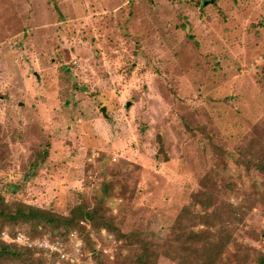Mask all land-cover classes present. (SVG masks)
<instances>
[{
    "label": "rangeland",
    "instance_id": "rangeland-1",
    "mask_svg": "<svg viewBox=\"0 0 264 264\" xmlns=\"http://www.w3.org/2000/svg\"><path fill=\"white\" fill-rule=\"evenodd\" d=\"M200 1L0 0V197L99 206L83 260L264 255V0Z\"/></svg>",
    "mask_w": 264,
    "mask_h": 264
},
{
    "label": "trees",
    "instance_id": "trees-1",
    "mask_svg": "<svg viewBox=\"0 0 264 264\" xmlns=\"http://www.w3.org/2000/svg\"><path fill=\"white\" fill-rule=\"evenodd\" d=\"M197 3H199L201 7H204L206 4H208L207 1L202 2L200 0H197ZM183 27L186 29L185 24H183ZM258 169L262 168L258 167ZM0 216L12 222L13 224L22 221L35 223L37 225H45V227L49 228V230H46V232L52 236L57 233L61 236H66L69 231L78 227L79 223L86 219H90L94 223L99 221L101 226L109 225L107 216L102 212L99 206L90 208L88 205L81 204L73 208L70 216H64L24 203H19L15 209H12L1 197ZM24 230L32 235L44 234L41 232L27 231L26 229ZM6 254L13 257L31 256L37 264H45V259L41 257H34L32 250L19 247L15 244L5 243L4 241L0 240V257ZM142 264L146 263L142 261ZM259 264H264V255L260 259Z\"/></svg>",
    "mask_w": 264,
    "mask_h": 264
},
{
    "label": "built area",
    "instance_id": "built-area-1",
    "mask_svg": "<svg viewBox=\"0 0 264 264\" xmlns=\"http://www.w3.org/2000/svg\"><path fill=\"white\" fill-rule=\"evenodd\" d=\"M0 239L32 250L34 257H41L48 264H93L91 253H87L88 260H83L84 241L76 229L69 231L66 236L58 233L52 236L49 233L32 235L20 227L9 231L6 227Z\"/></svg>",
    "mask_w": 264,
    "mask_h": 264
},
{
    "label": "water",
    "instance_id": "water-1",
    "mask_svg": "<svg viewBox=\"0 0 264 264\" xmlns=\"http://www.w3.org/2000/svg\"><path fill=\"white\" fill-rule=\"evenodd\" d=\"M130 104V102L128 103V105ZM102 111L105 113V107H102Z\"/></svg>",
    "mask_w": 264,
    "mask_h": 264
}]
</instances>
